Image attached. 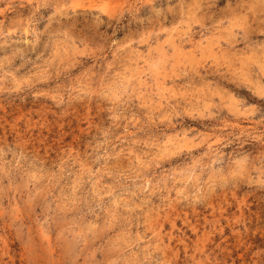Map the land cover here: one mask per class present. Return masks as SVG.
Returning <instances> with one entry per match:
<instances>
[{
	"label": "rangeland",
	"instance_id": "rangeland-1",
	"mask_svg": "<svg viewBox=\"0 0 264 264\" xmlns=\"http://www.w3.org/2000/svg\"><path fill=\"white\" fill-rule=\"evenodd\" d=\"M0 264H264V0H0Z\"/></svg>",
	"mask_w": 264,
	"mask_h": 264
}]
</instances>
